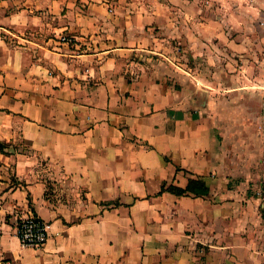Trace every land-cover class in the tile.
I'll return each instance as SVG.
<instances>
[{
    "label": "crops",
    "instance_id": "obj_1",
    "mask_svg": "<svg viewBox=\"0 0 264 264\" xmlns=\"http://www.w3.org/2000/svg\"><path fill=\"white\" fill-rule=\"evenodd\" d=\"M165 3L0 0V264H264V0Z\"/></svg>",
    "mask_w": 264,
    "mask_h": 264
},
{
    "label": "built area",
    "instance_id": "obj_2",
    "mask_svg": "<svg viewBox=\"0 0 264 264\" xmlns=\"http://www.w3.org/2000/svg\"><path fill=\"white\" fill-rule=\"evenodd\" d=\"M256 196L259 202L258 206L264 213V176L256 191ZM48 228L46 222L30 213L22 216L16 224V232L21 244L32 249H40L44 246L49 237ZM2 264L10 263L3 262Z\"/></svg>",
    "mask_w": 264,
    "mask_h": 264
},
{
    "label": "rangeland",
    "instance_id": "obj_3",
    "mask_svg": "<svg viewBox=\"0 0 264 264\" xmlns=\"http://www.w3.org/2000/svg\"><path fill=\"white\" fill-rule=\"evenodd\" d=\"M165 1H166L165 4H169V2L171 3V5L175 4V3H173L174 0H172V2L170 0H165ZM230 2L235 3V4H239V3H241V0H187L188 6H191V7L196 6V7L201 8L204 12V14L202 16H204V18L208 19L209 21L215 20L216 16H218V18H220L221 15L218 14L220 12L217 13L216 9L219 7V8L226 10L225 6H228V4ZM212 10H213V12H212ZM164 33H165V31L160 30V29L146 30V37H145L146 40H143V41H161L159 39H164V41H179L178 37L176 36V33H174L172 35V37H168V34H167V36L166 35L162 36ZM254 167L257 170L262 167V171L258 170L259 176L262 177L263 169H264V156L262 157L261 163L260 162L256 163ZM261 173H262V175H261Z\"/></svg>",
    "mask_w": 264,
    "mask_h": 264
},
{
    "label": "trees",
    "instance_id": "obj_4",
    "mask_svg": "<svg viewBox=\"0 0 264 264\" xmlns=\"http://www.w3.org/2000/svg\"><path fill=\"white\" fill-rule=\"evenodd\" d=\"M7 148H9L8 144L0 143V153L1 154H7L6 152ZM168 190L176 196L192 194L193 196L202 197V196H206L209 192L205 183L202 182L201 180L190 181L185 189L170 187Z\"/></svg>",
    "mask_w": 264,
    "mask_h": 264
}]
</instances>
